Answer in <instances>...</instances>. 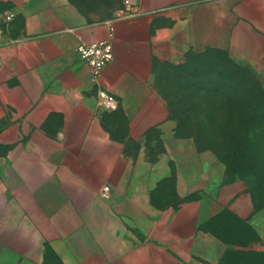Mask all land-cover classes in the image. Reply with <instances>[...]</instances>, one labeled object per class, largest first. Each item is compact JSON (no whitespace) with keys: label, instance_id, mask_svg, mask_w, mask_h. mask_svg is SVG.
<instances>
[{"label":"crops","instance_id":"obj_1","mask_svg":"<svg viewBox=\"0 0 264 264\" xmlns=\"http://www.w3.org/2000/svg\"><path fill=\"white\" fill-rule=\"evenodd\" d=\"M122 1L90 23L67 0H0V264H230L227 210L264 241L246 183L179 133L156 75L223 52L264 78V0ZM102 40L95 79L78 46Z\"/></svg>","mask_w":264,"mask_h":264},{"label":"trees","instance_id":"obj_2","mask_svg":"<svg viewBox=\"0 0 264 264\" xmlns=\"http://www.w3.org/2000/svg\"><path fill=\"white\" fill-rule=\"evenodd\" d=\"M209 53L198 58L212 61ZM224 58L227 66L220 67L224 70L217 76L225 81L230 77L229 83L214 88L212 78H205L201 82L206 84L200 86L197 77V82H187L184 96L176 102L163 95L179 123V133L193 138L199 151L212 152L227 175L244 181L257 196L255 211H259L264 209V84L258 73L235 64L227 54ZM192 65L188 61L182 66ZM206 75L211 77L212 70ZM242 79L248 85L234 83Z\"/></svg>","mask_w":264,"mask_h":264},{"label":"rangeland","instance_id":"obj_3","mask_svg":"<svg viewBox=\"0 0 264 264\" xmlns=\"http://www.w3.org/2000/svg\"><path fill=\"white\" fill-rule=\"evenodd\" d=\"M70 4L75 6L77 10L81 11L90 23H101L112 19L118 12V8L123 4L122 0H67ZM2 7L0 5V11ZM11 22L8 19L2 18L0 20V31L8 33L10 31ZM1 33V32H0ZM223 52H211L209 57L211 60L203 58L202 60L198 56H191L190 61L193 63L192 66H177L173 64H160L157 67V83L161 88L163 94L169 98L171 101L176 102V100L181 99L184 96V90L187 88V82H197L199 77V85L203 86L206 83L205 78H212L214 88L220 87L221 84L229 83L230 77L225 78L226 81L217 75H219L220 70H224L227 66L225 62ZM237 65H243V67L249 68V65L242 62H237ZM223 64V65H222ZM222 65V66H221ZM223 67L224 69H221ZM212 70V76L208 77L206 71ZM262 83L264 84V78ZM184 80V82H183ZM216 80V81H214ZM248 85L247 80H235L234 83H242ZM184 83V84H183ZM204 83V84H203ZM215 83V84H214ZM184 85V86H183ZM252 96V95H251ZM253 97V96H252ZM214 155V154H213ZM222 164V163H221ZM222 166L226 171L224 164ZM235 176L226 173L227 182H231ZM247 185V184H246ZM249 191V190H248ZM249 193L253 197L254 207L256 204L257 196L251 191ZM169 194H165L161 201L167 202ZM264 209L256 212L259 219L264 222ZM261 217V218H260ZM221 224L229 226L225 231H223L225 237L229 240L230 244L234 247L232 253H230L229 263L230 264H264V241L257 234L248 222L237 218L229 210L223 212L219 216Z\"/></svg>","mask_w":264,"mask_h":264},{"label":"built area","instance_id":"obj_4","mask_svg":"<svg viewBox=\"0 0 264 264\" xmlns=\"http://www.w3.org/2000/svg\"><path fill=\"white\" fill-rule=\"evenodd\" d=\"M124 5L127 8L128 15L135 12L130 0H125ZM14 15L9 14L7 17L10 20ZM78 53L82 61H84L90 68L92 76L98 79L105 68L114 60L115 50L114 44L109 40L95 41L91 43H82L78 46ZM102 105L108 110H117L119 107L116 96L109 92L101 93ZM109 187H105L102 196L107 197Z\"/></svg>","mask_w":264,"mask_h":264}]
</instances>
